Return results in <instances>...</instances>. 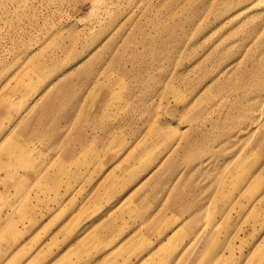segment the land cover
<instances>
[{
  "label": "rangeland",
  "instance_id": "obj_1",
  "mask_svg": "<svg viewBox=\"0 0 264 264\" xmlns=\"http://www.w3.org/2000/svg\"><path fill=\"white\" fill-rule=\"evenodd\" d=\"M155 175L150 239L86 235ZM0 264H264V0H0Z\"/></svg>",
  "mask_w": 264,
  "mask_h": 264
},
{
  "label": "crops",
  "instance_id": "obj_2",
  "mask_svg": "<svg viewBox=\"0 0 264 264\" xmlns=\"http://www.w3.org/2000/svg\"><path fill=\"white\" fill-rule=\"evenodd\" d=\"M157 176L158 175H155L153 178L152 176H149L145 179L139 178L137 181V185L126 190H121L120 185L119 188H116L115 191H111L110 193L108 191V196L104 195V190L106 188L104 187V180L100 181L101 183L98 184L96 189L94 190V195L92 190V197H90V200L86 201L83 206L82 210L84 212V217H87L88 214L100 211L101 208L105 206V204H109V206H107L108 208L105 213L100 214L99 212L97 218L90 221L91 223L89 227H87L88 219L84 218L85 220L83 221V223L86 224V235L88 233H90L89 236L93 237H97L99 235L98 238H100L101 240L120 239L121 235L117 234H119L121 231H127V229L131 225H135L133 228H130V236L127 235L123 239L133 240L141 235H144L145 238L150 239V233H155L154 224L163 223L165 218H171L173 208H180L179 204L173 203L174 201L179 200L177 198L178 192H175L176 198L174 200H171V197L167 196L168 192L165 191L166 189L163 186V179H160V181L157 180L155 182V187L157 189H149V187L147 186L148 183L150 182L153 184ZM108 177L109 176H107V178ZM139 184H141V186H139ZM165 198H167L168 200H166ZM111 200H113L115 203L111 204ZM165 201H168V203L164 204ZM129 206H131V208L135 207L136 209H138L140 211L139 216H130L131 214L127 213L125 214L124 219L120 218V213L122 211H125L126 213ZM157 207L161 208L158 214L155 213ZM109 223L117 226L114 227V229H111L108 234H102L104 225ZM142 224H151L152 227L145 231H139V227ZM137 225L139 226L137 227ZM71 250L73 251V249Z\"/></svg>",
  "mask_w": 264,
  "mask_h": 264
}]
</instances>
